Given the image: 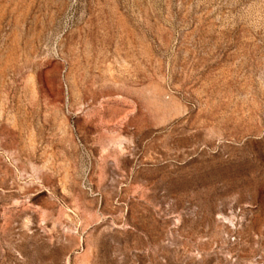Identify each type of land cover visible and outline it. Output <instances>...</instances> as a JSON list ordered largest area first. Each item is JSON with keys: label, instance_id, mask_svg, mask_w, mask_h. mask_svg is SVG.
<instances>
[{"label": "rangeland", "instance_id": "rangeland-1", "mask_svg": "<svg viewBox=\"0 0 264 264\" xmlns=\"http://www.w3.org/2000/svg\"><path fill=\"white\" fill-rule=\"evenodd\" d=\"M0 264H264V0H0Z\"/></svg>", "mask_w": 264, "mask_h": 264}]
</instances>
